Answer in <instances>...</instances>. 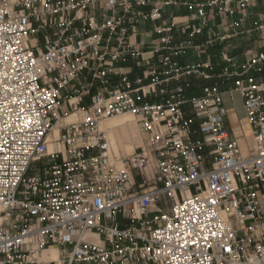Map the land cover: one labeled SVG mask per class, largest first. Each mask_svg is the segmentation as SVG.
Instances as JSON below:
<instances>
[{
  "label": "built area",
  "instance_id": "built-area-1",
  "mask_svg": "<svg viewBox=\"0 0 264 264\" xmlns=\"http://www.w3.org/2000/svg\"><path fill=\"white\" fill-rule=\"evenodd\" d=\"M253 2L0 0V264H264V77L253 74L264 51L242 63L224 51L220 69L179 61L212 43L195 41L207 7L228 18L220 39H264V18L241 29ZM178 4L194 15L163 20ZM141 25L159 35L145 59L129 43ZM132 56L141 75L109 87ZM235 93L251 126L247 153L226 127ZM122 113L145 136L127 155L99 126ZM50 248L57 259L44 258Z\"/></svg>",
  "mask_w": 264,
  "mask_h": 264
},
{
  "label": "crops",
  "instance_id": "crops-1",
  "mask_svg": "<svg viewBox=\"0 0 264 264\" xmlns=\"http://www.w3.org/2000/svg\"><path fill=\"white\" fill-rule=\"evenodd\" d=\"M185 0H180V2H184ZM187 1H193V0H187ZM197 2H206V0H196ZM148 10L147 8H144ZM207 11L209 14L207 25L203 31V34L196 36L195 41L196 43H203L207 40H211L212 43L209 45V48L206 52V54H203L202 56H197L193 54L192 52H189L187 56H183L179 58V61L182 65H189V64H196L200 62H204L206 60H210L214 62L218 69H220V65H222V53L224 51H228L232 57L235 58V61L238 63L245 62L247 59L251 57V54L256 51H264V46L259 47V43L261 41H264V39H261L259 36V32L254 31L252 33H244L240 36L234 37L233 39L229 40H222L218 36H222L224 33V25L228 18L226 16L221 15L217 9L209 8L207 7ZM102 10L100 4L98 7L95 8L94 14L96 15V20L101 21L103 20L101 16ZM247 19L242 24L241 29L243 31H247L248 29L254 28L258 23L261 22V20L264 18V0H254L253 4L248 7L246 10ZM192 15H194V12L191 11L187 6L183 4H178L175 6H166L164 8L163 12V20L168 21L172 16L178 17V18H190ZM239 18H241L240 13H236L229 21H237ZM77 25L80 26L81 22H77ZM159 37L157 33H151L149 30L148 25H141L139 27V33L131 35L129 38V43L133 45V47H136V49L143 55L142 58H147L150 55L147 53L149 52L155 45H156V39ZM40 42L42 43L43 37H38ZM220 64V65H219ZM142 67H139L137 65V57L132 56L128 60L125 61H119L116 63V71L120 72V74H113L110 76V84L109 87L114 85L118 82V80L121 77V74L128 75L130 78H135L137 76L141 75ZM86 75V74H85ZM89 78V76H88ZM190 79L194 83L195 86H200L202 84H205L206 82L203 81L201 78L197 76H191ZM101 87V85H100ZM223 89L226 88L225 85L221 86ZM200 90L193 89L190 91V94H199ZM86 102L88 101V98H85ZM76 99H72L69 101V104L72 102H75ZM226 106L228 108V113L226 117V127L229 129L231 135L235 137L238 142L241 144L243 148V152L247 153V149H250L252 147V131L251 126L246 118V114L239 116L237 114V110L235 107L230 105L229 100L226 98ZM68 105H65L64 108H68ZM70 115V114H69ZM67 117V116H66ZM66 117H62L60 119H63V122H68L66 120ZM62 121H60V126L63 124ZM120 136V133H119ZM139 137L138 140L134 141V144L138 145L139 143ZM124 143L126 145L130 144L128 140L124 139ZM53 148L54 144L52 143ZM135 147V148H136ZM125 153H128L125 148H122V155Z\"/></svg>",
  "mask_w": 264,
  "mask_h": 264
},
{
  "label": "bare ground",
  "instance_id": "bare-ground-1",
  "mask_svg": "<svg viewBox=\"0 0 264 264\" xmlns=\"http://www.w3.org/2000/svg\"><path fill=\"white\" fill-rule=\"evenodd\" d=\"M81 118H82V113L76 112L67 115L66 120L68 122L66 121L63 122V119H60L57 126H55L53 129L54 138H57L59 135L60 121H62L63 122L62 125H64L71 122L79 121L81 120ZM134 122H135L134 116L131 113H122V114L114 115L100 122L99 124L100 129L106 132L110 144V148L114 153L121 155L123 147L127 152L133 151L136 147L134 141L138 140L139 134H140L139 137L140 141L137 146L144 143V137L141 131L140 130L138 131L137 128L135 127L136 125L134 124ZM117 131L120 133V139L117 138ZM125 138L130 142V144L126 145L124 143ZM52 149H53V145L51 143L50 150ZM87 237L89 239H94V240L97 238L95 235H88ZM57 257H58V251L55 248H50L48 251H46L44 256L45 259H57Z\"/></svg>",
  "mask_w": 264,
  "mask_h": 264
},
{
  "label": "rangeland",
  "instance_id": "rangeland-1",
  "mask_svg": "<svg viewBox=\"0 0 264 264\" xmlns=\"http://www.w3.org/2000/svg\"><path fill=\"white\" fill-rule=\"evenodd\" d=\"M45 31H47L46 29L45 30H42L39 34H38V37H43V34H44V32ZM240 36V35H239ZM242 36V35H241ZM259 47H263L264 46V41H261L260 43H259V45H258ZM263 69H264V65H263ZM254 75H258V76H263L264 75V70H262L261 72H256V73H253ZM87 102H89V99H88V101ZM230 102V105H232L233 107H235L236 108V112H237V114L239 115V116H242V115H244V114H246V112H245V108H244V102H243V99L239 96V94L238 93H235L234 94V101H229ZM134 121H135V118H134ZM134 124L136 125L135 127L137 128V130L139 131V129H138V125H137V123H136V121L134 122ZM110 136V135H109ZM139 137H140V134H139ZM144 137V141H145V136H143ZM117 138L118 139H120V136H119V132L117 131ZM125 140H127L126 138H125ZM120 141V140H119ZM252 143V146H253V141L251 142ZM134 151V150H133ZM133 151H130V152H128V153H131V152H133ZM127 153H125L124 152V154L123 155H126ZM122 155V154H121ZM44 164V163H43ZM35 166H40L41 165V163H39V162H37L36 164H34ZM32 174H34L33 172H30L29 173V175H32ZM119 220H121V217L119 218Z\"/></svg>",
  "mask_w": 264,
  "mask_h": 264
},
{
  "label": "trees",
  "instance_id": "trees-1",
  "mask_svg": "<svg viewBox=\"0 0 264 264\" xmlns=\"http://www.w3.org/2000/svg\"><path fill=\"white\" fill-rule=\"evenodd\" d=\"M262 70H264V69H262ZM263 77H264V75H263Z\"/></svg>",
  "mask_w": 264,
  "mask_h": 264
}]
</instances>
